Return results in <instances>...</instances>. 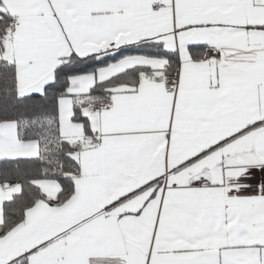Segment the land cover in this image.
<instances>
[{
  "label": "snow or ice",
  "instance_id": "6c2138e0",
  "mask_svg": "<svg viewBox=\"0 0 264 264\" xmlns=\"http://www.w3.org/2000/svg\"><path fill=\"white\" fill-rule=\"evenodd\" d=\"M0 264H264V0H0Z\"/></svg>",
  "mask_w": 264,
  "mask_h": 264
}]
</instances>
